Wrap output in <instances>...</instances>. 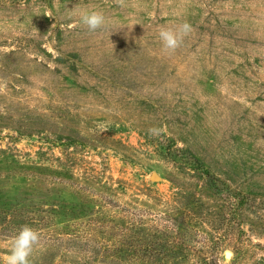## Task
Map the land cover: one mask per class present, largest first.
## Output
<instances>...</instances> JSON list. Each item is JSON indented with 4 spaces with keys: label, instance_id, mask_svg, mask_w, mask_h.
Wrapping results in <instances>:
<instances>
[{
    "label": "rangeland",
    "instance_id": "rangeland-1",
    "mask_svg": "<svg viewBox=\"0 0 264 264\" xmlns=\"http://www.w3.org/2000/svg\"><path fill=\"white\" fill-rule=\"evenodd\" d=\"M22 226L29 264H264V0H0V264Z\"/></svg>",
    "mask_w": 264,
    "mask_h": 264
},
{
    "label": "clouds",
    "instance_id": "clouds-1",
    "mask_svg": "<svg viewBox=\"0 0 264 264\" xmlns=\"http://www.w3.org/2000/svg\"><path fill=\"white\" fill-rule=\"evenodd\" d=\"M68 11L75 15L78 18V23L89 32H96L98 29L105 28L110 23L109 18L100 10L82 8L78 4ZM191 31L192 27L186 21L160 26L157 36L161 43L162 52L165 54L173 53ZM155 131V129L149 130L150 133H154ZM38 240L39 236L36 231L28 226H22L12 238L9 252L4 257L3 264H29V258Z\"/></svg>",
    "mask_w": 264,
    "mask_h": 264
},
{
    "label": "water",
    "instance_id": "water-1",
    "mask_svg": "<svg viewBox=\"0 0 264 264\" xmlns=\"http://www.w3.org/2000/svg\"><path fill=\"white\" fill-rule=\"evenodd\" d=\"M153 179H156V175H154ZM226 257L230 258V253H226Z\"/></svg>",
    "mask_w": 264,
    "mask_h": 264
}]
</instances>
